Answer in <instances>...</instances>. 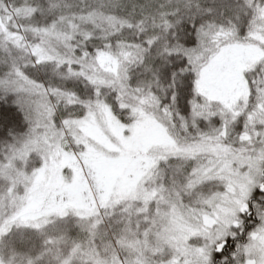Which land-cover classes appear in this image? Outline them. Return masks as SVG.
Instances as JSON below:
<instances>
[{
    "label": "snow or ice",
    "instance_id": "snow-or-ice-1",
    "mask_svg": "<svg viewBox=\"0 0 264 264\" xmlns=\"http://www.w3.org/2000/svg\"><path fill=\"white\" fill-rule=\"evenodd\" d=\"M0 264H264V0H0Z\"/></svg>",
    "mask_w": 264,
    "mask_h": 264
}]
</instances>
